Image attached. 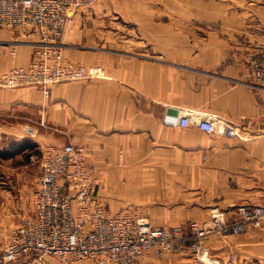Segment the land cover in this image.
Listing matches in <instances>:
<instances>
[{
    "label": "crops",
    "instance_id": "crops-1",
    "mask_svg": "<svg viewBox=\"0 0 264 264\" xmlns=\"http://www.w3.org/2000/svg\"><path fill=\"white\" fill-rule=\"evenodd\" d=\"M63 38L65 56L97 78L54 85L50 96L0 85V148L31 140L43 150H89L97 195L113 213L134 207L156 226L206 224L212 211L264 207V85H250L249 59L262 54L264 0H82ZM0 28V80L27 65L34 47ZM16 51L13 53V51ZM189 113L192 121H179ZM246 129V139L207 134L196 115ZM0 184V255L36 211L42 171L32 164ZM209 256L264 264V221L204 240ZM140 264H208L191 242Z\"/></svg>",
    "mask_w": 264,
    "mask_h": 264
},
{
    "label": "built area",
    "instance_id": "built-area-1",
    "mask_svg": "<svg viewBox=\"0 0 264 264\" xmlns=\"http://www.w3.org/2000/svg\"><path fill=\"white\" fill-rule=\"evenodd\" d=\"M82 0H0V28L14 33V44L34 47L27 65L14 66L1 77L8 88L29 87L50 96L54 85L97 78L92 65L76 63L65 56L63 38L68 23ZM259 56L249 59L250 85H264V45ZM16 51L14 50L13 53ZM192 121L187 113L179 124ZM198 127L207 134L246 139V129L210 115H196ZM89 150L83 145H52L33 153L32 162L42 170L36 192V211L10 234L0 255V264H140L145 256H161L190 241L199 261L237 264L236 257L221 262L209 256L204 240L217 234L240 233L260 227L264 207L238 205L237 217L212 211L206 224L156 226L134 207L113 213L99 199V181L88 165Z\"/></svg>",
    "mask_w": 264,
    "mask_h": 264
},
{
    "label": "rangeland",
    "instance_id": "rangeland-1",
    "mask_svg": "<svg viewBox=\"0 0 264 264\" xmlns=\"http://www.w3.org/2000/svg\"><path fill=\"white\" fill-rule=\"evenodd\" d=\"M14 142H17V141H12L11 139H8L7 141H5V143H8L7 145L9 146L12 145ZM0 149H4V148H0ZM36 152L37 151L33 153H36ZM27 155H28L27 153H21V154H15L9 159L0 158V184H3L4 186L8 185V187L11 186L12 176L8 172L12 171V169L17 168L18 166H23L24 164H32L34 172L35 173L40 172L41 170L40 165L38 163L32 162L30 159L31 156L29 157Z\"/></svg>",
    "mask_w": 264,
    "mask_h": 264
},
{
    "label": "trees",
    "instance_id": "trees-1",
    "mask_svg": "<svg viewBox=\"0 0 264 264\" xmlns=\"http://www.w3.org/2000/svg\"><path fill=\"white\" fill-rule=\"evenodd\" d=\"M38 144L31 140H23L21 142H14L8 148L0 149V158L9 159L15 154L27 153L31 156L33 152L38 151Z\"/></svg>",
    "mask_w": 264,
    "mask_h": 264
}]
</instances>
